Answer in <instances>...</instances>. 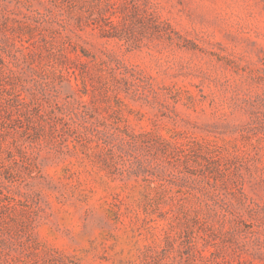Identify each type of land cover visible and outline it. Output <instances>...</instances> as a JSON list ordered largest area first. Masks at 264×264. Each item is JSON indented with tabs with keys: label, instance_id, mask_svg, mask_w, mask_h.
Returning a JSON list of instances; mask_svg holds the SVG:
<instances>
[{
	"label": "rangeland",
	"instance_id": "1",
	"mask_svg": "<svg viewBox=\"0 0 264 264\" xmlns=\"http://www.w3.org/2000/svg\"><path fill=\"white\" fill-rule=\"evenodd\" d=\"M0 264H264V0H0Z\"/></svg>",
	"mask_w": 264,
	"mask_h": 264
}]
</instances>
